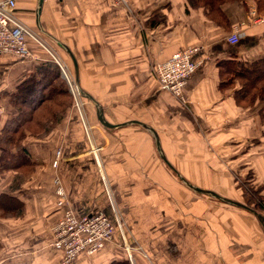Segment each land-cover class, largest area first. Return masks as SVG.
Here are the masks:
<instances>
[{
    "label": "crops",
    "instance_id": "0c3cea01",
    "mask_svg": "<svg viewBox=\"0 0 264 264\" xmlns=\"http://www.w3.org/2000/svg\"><path fill=\"white\" fill-rule=\"evenodd\" d=\"M124 1L15 0V18L37 40L31 60L0 56V139L15 111L9 95L38 65H64L83 95L45 138L27 141L30 175L0 177V264L61 262L52 246L63 217L57 179L78 216L100 212L117 224L113 205L121 216L124 237L118 226L115 244L78 264L123 263L124 242L132 264H264V213L232 203L244 206L241 174L264 186V124L241 109L231 82L241 62L264 57V24L248 21L249 1L224 7L226 31L187 0ZM189 47L202 64L183 103L154 68Z\"/></svg>",
    "mask_w": 264,
    "mask_h": 264
},
{
    "label": "trees",
    "instance_id": "16d2710c",
    "mask_svg": "<svg viewBox=\"0 0 264 264\" xmlns=\"http://www.w3.org/2000/svg\"><path fill=\"white\" fill-rule=\"evenodd\" d=\"M248 1L257 14L263 17L264 0H187V4L191 10L202 9L210 23L226 31L231 26L224 7L232 3L245 8ZM234 74L231 82H237L239 86L234 95L237 97L235 100L241 109L256 111L260 122L264 124V57L253 63L241 62L234 69ZM9 104L15 110L14 115L6 120L0 139V177L4 181L9 172L17 173L16 179L21 180L31 174L34 165L29 159L27 141L45 138L55 128V124L62 123L74 102L60 66L50 60L32 70L30 76L9 95ZM247 179L251 180L248 184H253L250 173ZM246 196L243 205L254 214H263L264 186L256 189L254 185L246 191ZM122 252L126 260L114 264L130 263L129 255Z\"/></svg>",
    "mask_w": 264,
    "mask_h": 264
},
{
    "label": "built area",
    "instance_id": "2783aa9c",
    "mask_svg": "<svg viewBox=\"0 0 264 264\" xmlns=\"http://www.w3.org/2000/svg\"><path fill=\"white\" fill-rule=\"evenodd\" d=\"M118 4L126 2L124 0H116ZM249 22L254 24H264V16L260 17L257 11L253 8L251 10ZM16 6L15 0H0V56L10 55V57L28 61L32 59V47L30 42L37 40L33 33L26 28V26L15 18ZM240 29L235 30L227 38L233 46L240 43ZM200 48H185L180 52L172 55L171 59L166 63L157 64L154 68V76L157 84L162 89L174 98L186 103L184 92L189 84L188 81L194 77L202 64L197 61L196 57ZM61 73L67 79L68 86L71 90L72 100L74 105L81 108L82 91L74 81L71 74L66 70L62 64L59 65ZM98 152L93 149L92 152ZM61 151L56 153V160L53 167H58L61 161ZM90 154V153H89ZM53 183L57 186L56 197L58 200L57 208L62 210L63 217L52 226V246L59 250L62 255V260L59 264H78L82 256L87 258L95 257L98 253L105 252L109 245L115 244L114 234L118 231V226L123 236V225H121V216L119 211L112 206L116 223L114 224L111 217L98 212L92 217L78 216L74 213L69 199L66 197L65 189L60 186L59 179L54 180ZM125 240V239H124ZM118 248H123L129 255L130 264H132L134 250L128 243L120 245Z\"/></svg>",
    "mask_w": 264,
    "mask_h": 264
},
{
    "label": "rangeland",
    "instance_id": "374dc122",
    "mask_svg": "<svg viewBox=\"0 0 264 264\" xmlns=\"http://www.w3.org/2000/svg\"><path fill=\"white\" fill-rule=\"evenodd\" d=\"M241 41V40H240ZM238 85V84H237ZM247 177H248V173L246 174V173H243V174H241L237 179H240V182L241 183H238L239 184V186H238V189H240V191H239V193H241V197H240V195H239V193H238V190H237V193H238V201L240 202V203H242L243 204V202L245 203L246 201H245V196H246V191L250 188H253L254 187V185L252 184V183H250V184H248V182H251V180L250 179H247ZM256 187V186H255ZM246 198H248L247 196H246ZM124 252H126L125 250H124Z\"/></svg>",
    "mask_w": 264,
    "mask_h": 264
},
{
    "label": "water",
    "instance_id": "95a60500",
    "mask_svg": "<svg viewBox=\"0 0 264 264\" xmlns=\"http://www.w3.org/2000/svg\"><path fill=\"white\" fill-rule=\"evenodd\" d=\"M40 2H41V0H40ZM37 24H38V29L41 27V24H40V19H38L37 20ZM56 60V59H55ZM100 124H101V126L102 127H109V125L108 124H106L105 123V121L103 120V119H100ZM195 191H196V193H199V194H204V193H206L205 191L203 192V191H200V190H196V189H194ZM214 197H217V195H215V194H212ZM225 203H229V204H235L236 206H238V207H240V208H242V209H246L247 207H244V206H242V205H240V204H238V203H236V202H228V201H224ZM258 219L259 220H262V222L264 223V220L262 219V217L260 218V217H258ZM264 229V228H263Z\"/></svg>",
    "mask_w": 264,
    "mask_h": 264
}]
</instances>
